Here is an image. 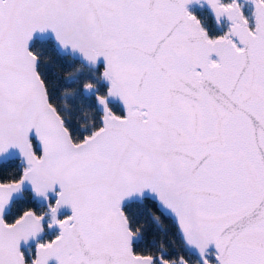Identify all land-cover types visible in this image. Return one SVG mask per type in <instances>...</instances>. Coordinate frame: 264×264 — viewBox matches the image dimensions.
I'll return each mask as SVG.
<instances>
[{"label":"snow or ice","instance_id":"6c2138e0","mask_svg":"<svg viewBox=\"0 0 264 264\" xmlns=\"http://www.w3.org/2000/svg\"><path fill=\"white\" fill-rule=\"evenodd\" d=\"M0 264H264V0H0Z\"/></svg>","mask_w":264,"mask_h":264}]
</instances>
